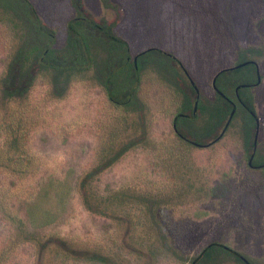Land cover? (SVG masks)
<instances>
[{"label":"rangeland","instance_id":"374dc122","mask_svg":"<svg viewBox=\"0 0 264 264\" xmlns=\"http://www.w3.org/2000/svg\"><path fill=\"white\" fill-rule=\"evenodd\" d=\"M29 1L42 24L54 31V46L62 48L67 21L76 13L72 0ZM227 8L231 22L243 25L242 41L264 39V22L256 23L264 16V0H229ZM81 10L113 23L132 55L149 46L173 54L205 102L214 99L215 71L237 57L219 27V0H81ZM0 17L1 78L20 38L8 16ZM259 58L261 82L252 89L259 118L257 162L264 159V56ZM32 72L25 98L9 105L26 110L29 120L34 117L23 148L33 163L23 180H0L4 195L17 192L12 209L28 227L43 236L60 233L77 252L108 256L112 262L106 264H189L214 241L240 251L250 264H264V169L247 165L251 138L245 131L251 119L244 109L237 108L225 129L221 122L216 134L204 136L205 146H191L177 138L171 123L183 102L181 90L189 89L180 80L173 85L155 62L142 63L136 102L127 107L110 102L93 68L71 72L59 97L52 94V71ZM4 112L0 104V119ZM205 117L190 125L200 130ZM126 144L128 149L106 163ZM99 164L104 165L89 182V202L97 206L102 199L105 211L94 213L85 207L78 184ZM39 187L49 189L46 202L29 198ZM49 212L55 221L35 228V217ZM12 228L0 210V264H105L72 258L59 263L56 248L41 251L24 235L14 240Z\"/></svg>","mask_w":264,"mask_h":264},{"label":"trees","instance_id":"16d2710c","mask_svg":"<svg viewBox=\"0 0 264 264\" xmlns=\"http://www.w3.org/2000/svg\"><path fill=\"white\" fill-rule=\"evenodd\" d=\"M106 1L103 0L104 3ZM219 3L221 4L219 12L221 25L219 27L225 33L224 40L229 44H234L232 49L237 57L232 65L215 71L210 83L214 99L205 102L201 98L200 90L187 77L185 71H182L179 60L173 54L159 47L149 46L140 53L132 55L129 53L126 40L115 32L114 24H107L104 19L96 21L89 15H85L81 10V0H72L76 13L67 21L65 44L59 50L51 47L54 31L42 24L31 1L0 0V15L8 16L5 18L10 23L11 31L20 38L18 49L9 58L0 78V104L5 110L0 119V180L4 176H8L10 183L23 180L29 174V168L33 163L31 156L23 155V152L25 153L23 148L28 142L27 134L30 128L36 124L33 121L34 117L30 116L29 120L26 118L28 115L26 110L22 107L10 108L12 105H9V103L24 99L28 93L34 79V73L28 75L29 68L33 70L37 67L52 71L54 76L52 94L57 97L62 95L71 72L93 68L95 77L104 88L110 102L115 106L127 107L136 102V92L139 86L138 74L142 63L146 61L155 62L161 66L170 75L169 81L173 85H177V80H180L189 89L188 91L181 90L183 102L171 118L172 130L182 143L191 146H205L203 137L212 133L216 134L221 122L225 129L228 122L237 114V108H242L251 119L248 130L245 131V138L247 140L251 138L248 145L251 153L247 165L255 169H264V159L257 162L255 158L259 118L252 95V89L261 82L258 62L259 57L264 56V39H259L257 44L242 41L243 25H234L231 22V13L224 11L228 10L229 0L226 5L224 0H219ZM238 15L242 22L241 14L238 13ZM260 22H264V16L256 20L258 26ZM216 38L220 39L218 35ZM28 48L29 51H27ZM28 52L31 56H25ZM100 53L103 55L97 56ZM58 77H61L63 81L60 85L57 83ZM227 89L231 90V94ZM191 94L193 99H191ZM199 115H206L204 126L200 130H195L190 124L195 122ZM217 138L218 135L214 136L213 140ZM131 143L135 144V140ZM128 144L119 148L120 152L113 155L106 163H110L128 149ZM103 165L99 164L86 172L78 184L85 207L94 213H103L105 204L101 201L102 199L98 198L97 206L90 204L89 197L92 196L93 189L89 187V182ZM48 190L39 187L32 192L29 198L36 200L35 197H38L40 198L38 201L46 202L45 200L50 197ZM4 192L0 188V210L5 214L7 224L13 226L11 233L14 240L24 235V239L32 241L33 245L39 247L41 251L56 248L58 253L55 257L59 263L68 258L83 259L93 263L112 262L108 256L96 251L77 252L73 250L71 240L66 239L60 233L43 236L38 230L28 227L31 224L26 225L19 216V212L12 209L13 198L18 199L17 192L13 191L10 196L4 195ZM35 219L33 223L37 221L39 223L34 224L38 225L34 227L42 229L43 226L55 221V214L49 212L44 217L39 216ZM226 259H232L239 264H250L247 257L240 251L216 241L204 245L188 261L189 264H217Z\"/></svg>","mask_w":264,"mask_h":264},{"label":"flooded vegetation","instance_id":"af4514ba","mask_svg":"<svg viewBox=\"0 0 264 264\" xmlns=\"http://www.w3.org/2000/svg\"><path fill=\"white\" fill-rule=\"evenodd\" d=\"M86 15V14H85ZM105 22L107 23V24H111V22H109V21H106V19H105ZM51 47L52 48H54V49H56V50H59V49H61V48H56L55 46H54V37H53V42L51 43ZM27 51H29V48L27 49ZM25 56H31L30 55V53L28 52V53H26V55ZM30 65H31V63H30ZM30 67V66H29ZM35 69L37 68V67H34ZM33 70H32V68H29L28 69V75L30 76V74H32L33 72H32Z\"/></svg>","mask_w":264,"mask_h":264}]
</instances>
